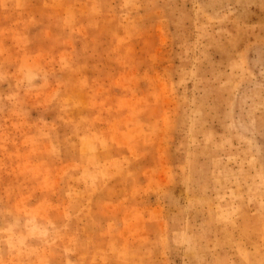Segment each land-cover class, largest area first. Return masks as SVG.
<instances>
[{"label":"rangeland","instance_id":"374dc122","mask_svg":"<svg viewBox=\"0 0 264 264\" xmlns=\"http://www.w3.org/2000/svg\"><path fill=\"white\" fill-rule=\"evenodd\" d=\"M0 264H264V0H0Z\"/></svg>","mask_w":264,"mask_h":264}]
</instances>
